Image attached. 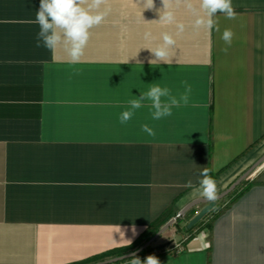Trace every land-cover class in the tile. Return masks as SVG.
Here are the masks:
<instances>
[{
  "label": "crops",
  "instance_id": "obj_1",
  "mask_svg": "<svg viewBox=\"0 0 264 264\" xmlns=\"http://www.w3.org/2000/svg\"><path fill=\"white\" fill-rule=\"evenodd\" d=\"M39 4L0 0V264H72L131 245L201 198L184 185L202 167L219 193L264 155V0H232L237 19L218 13L221 31L211 33L173 3L180 34L157 22L161 0L152 9L106 0L77 65L61 49L36 47ZM225 28L235 33L227 53ZM163 32L176 40L170 63L151 64ZM182 81L189 100L170 117L152 120L146 102L119 122L150 84L179 98ZM253 180L182 252L150 255L160 264H264V164ZM182 236L185 228L172 238Z\"/></svg>",
  "mask_w": 264,
  "mask_h": 264
},
{
  "label": "clouds",
  "instance_id": "obj_2",
  "mask_svg": "<svg viewBox=\"0 0 264 264\" xmlns=\"http://www.w3.org/2000/svg\"><path fill=\"white\" fill-rule=\"evenodd\" d=\"M139 3L144 6V9L154 7V0H139ZM161 3L163 7L159 10L157 22L161 25H175L177 34L184 32L185 25L176 20L175 13L171 10L173 3L183 4L186 10L195 17L192 26L196 30L204 29L209 33L213 29L216 32L221 31L218 13L228 20H235L238 17L232 0H161ZM105 4L106 0H40L39 10L33 21L39 28L35 37L36 47L43 46L53 53L57 49H61L66 54L69 64H80L90 39V30L101 25L108 15L107 8L102 10V6ZM234 35L231 28H225L222 31L221 39L227 45L222 49L225 53L231 47ZM144 38L146 40L156 39L151 32H145ZM160 40L161 42L155 48L149 49L155 57L150 61L151 64L157 61L165 64L170 63V49L176 44V40L169 32H163ZM257 47H260L259 43H257ZM181 83L185 92L179 98L173 95L172 90L167 86L157 83L150 84L146 91L141 90L139 97L128 100L126 110L122 111L118 117L119 122L122 125L127 124L137 110L145 107L146 102L150 107L152 120L170 117L174 107H180L181 102L186 105L189 100L188 93L191 92V85L187 81ZM141 131L149 136L156 135L155 130L148 124H142ZM184 186L192 189V195H198L209 202H215L218 199L217 182L210 175V170L207 167H202L195 185L192 180H188ZM130 243L131 241L128 244ZM122 259H125L127 264H160L154 255H148L142 261L135 252L131 254V258L125 256Z\"/></svg>",
  "mask_w": 264,
  "mask_h": 264
},
{
  "label": "water",
  "instance_id": "obj_3",
  "mask_svg": "<svg viewBox=\"0 0 264 264\" xmlns=\"http://www.w3.org/2000/svg\"><path fill=\"white\" fill-rule=\"evenodd\" d=\"M264 163V155L256 161V163L250 167L247 171H245L235 182H233L225 191L221 192L218 194V199H221L225 196H227L229 193H231L242 181L245 179L253 170H255L257 167L262 165ZM217 199V200H218ZM209 202L203 198L196 199L192 202H190L188 205H186L184 208H182L175 217H172L168 222H166L160 230L148 241L146 242L143 246L140 248L120 255L116 257H111V258H106L104 260L92 263V264H115L121 261H124L125 259H122L123 257H129L131 258L132 253H136L137 255H140L145 249H148L155 241L156 239L164 232L166 231L176 220L178 217H181L184 215L190 208L193 206L199 204V203H204L208 202L207 205H205L187 224V229L193 228L196 224H198L216 205V202ZM169 244V242L165 243H160L158 245L153 246L154 249H159L162 247H166Z\"/></svg>",
  "mask_w": 264,
  "mask_h": 264
},
{
  "label": "rangeland",
  "instance_id": "obj_4",
  "mask_svg": "<svg viewBox=\"0 0 264 264\" xmlns=\"http://www.w3.org/2000/svg\"><path fill=\"white\" fill-rule=\"evenodd\" d=\"M264 164V163H263ZM262 164V165H263ZM260 165L259 167H257L255 170H253L245 179H243V181L249 180L250 182H254L253 177L256 173V171L262 166ZM242 181V182H243ZM232 184V183H231ZM230 184V185H231ZM229 185V186H230ZM229 186H227L226 188L222 189L219 193L225 191ZM218 193V194H219ZM208 202H204V203H199L195 206H193L192 208H190L184 215H182V219L180 221H175L166 231H164L157 239L156 241L149 247V248H153V246L158 245L160 243H165V242H169V244L166 246L167 247V251L168 252H177V247L178 245H183L185 243V241L190 237L193 236V234H195V232L197 231H201L204 229L208 228V224H211V221L214 217V215L216 213H218L219 211H221L224 207H226L229 203H230V199L227 196L218 199L216 202L215 207L213 208L214 211L209 212L199 223L200 225H198L192 233H189L186 231V236H182L180 240L178 241H174L173 240V235L175 232L177 231H181L183 230V228L186 226L188 222L205 206L207 205ZM197 225V224H196ZM186 230V229H185ZM184 246V245H183ZM146 250V249H145ZM178 253V252H177Z\"/></svg>",
  "mask_w": 264,
  "mask_h": 264
},
{
  "label": "trees",
  "instance_id": "obj_5",
  "mask_svg": "<svg viewBox=\"0 0 264 264\" xmlns=\"http://www.w3.org/2000/svg\"><path fill=\"white\" fill-rule=\"evenodd\" d=\"M253 182H250L249 180L243 181L241 182L231 193L228 194V197L230 199V203H233L234 201H236L239 197H241L251 186H252ZM214 211V209L212 210ZM210 211V212H212ZM220 212V211H219ZM218 212V213H219ZM218 213H216L214 215L217 216ZM213 217V218H214ZM182 219V217H178L177 221H180ZM169 220V218H167L166 216H163L162 218H160L158 221L154 222L148 229L147 231L138 239L136 240L134 243H132L131 245L125 246V247H121V248H116V249H112L110 251H107L101 255L92 257L87 259L86 261H82V262H78V263H72V264H92L101 260H104L106 258H111V257H116V256H120L129 252H132L138 248H140L141 246H143L146 242H148L159 230L160 228ZM200 225V223H198L197 225H195L193 228L191 229H187L186 226L184 227L186 229L187 232L192 233L193 230ZM211 224H208V227H210ZM167 247H162L159 249H154V248H148L146 250H144L139 256L140 259H143L144 257L150 255V254H154L155 252H164L166 250ZM115 264H127V261H121Z\"/></svg>",
  "mask_w": 264,
  "mask_h": 264
},
{
  "label": "built area",
  "instance_id": "obj_6",
  "mask_svg": "<svg viewBox=\"0 0 264 264\" xmlns=\"http://www.w3.org/2000/svg\"><path fill=\"white\" fill-rule=\"evenodd\" d=\"M184 250V246L183 245H178L177 247V252L180 253Z\"/></svg>",
  "mask_w": 264,
  "mask_h": 264
}]
</instances>
